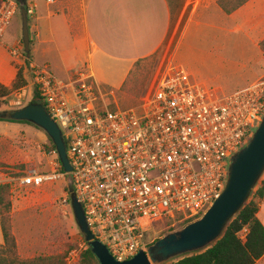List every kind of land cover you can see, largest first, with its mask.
Instances as JSON below:
<instances>
[{"label":"built area","instance_id":"2783aa9c","mask_svg":"<svg viewBox=\"0 0 264 264\" xmlns=\"http://www.w3.org/2000/svg\"><path fill=\"white\" fill-rule=\"evenodd\" d=\"M19 6L0 3V46ZM12 53L25 58L19 48ZM29 83L14 92L17 103L38 93L63 131L73 170L51 161L49 171H29L20 183L39 187L70 176L90 230L118 261L147 251L157 222L203 215L223 187L228 156L264 113V77L220 91L167 53L140 103L127 109L109 106L113 91L85 66L61 78L47 63L33 65ZM78 258L73 249L67 262Z\"/></svg>","mask_w":264,"mask_h":264},{"label":"crops","instance_id":"0c3cea01","mask_svg":"<svg viewBox=\"0 0 264 264\" xmlns=\"http://www.w3.org/2000/svg\"><path fill=\"white\" fill-rule=\"evenodd\" d=\"M26 2L34 9L29 15L33 65L47 63L65 78L84 65L96 81L106 85L107 79L103 74L98 78L95 71L96 59L121 68L125 81L139 59L162 47L172 22L169 0H84L80 31L75 33L70 15L62 11L64 0ZM182 20L184 28L177 46L184 44L194 52L186 64L195 80L220 91H232L264 77V0H248L231 13H226L219 0H185L179 23ZM17 27L14 40L6 38L9 27L0 46V82L5 86L16 78V65L25 61L15 60L12 53ZM66 27L73 38L69 50L62 45ZM72 58L75 63H71Z\"/></svg>","mask_w":264,"mask_h":264},{"label":"rangeland","instance_id":"374dc122","mask_svg":"<svg viewBox=\"0 0 264 264\" xmlns=\"http://www.w3.org/2000/svg\"><path fill=\"white\" fill-rule=\"evenodd\" d=\"M64 3L61 7L62 11L70 15L75 27V33L79 32L84 0H64ZM184 5L185 0L172 1V6L175 9V17L171 22L169 34L161 47L160 54L164 55L167 53L168 56H174L176 62L182 65L185 64L184 66L188 69L186 60L190 59L194 52L188 51L184 44L179 47L177 46L178 39L182 35L184 28V20L179 23L180 14ZM16 24H18V27ZM16 27L18 37L17 42L12 47L19 48L25 53L22 41L20 6L17 16L10 25V30L6 35L7 40L10 42L14 40L13 36ZM65 33L66 37L62 41V45L65 49L69 50L73 38L69 37L67 27ZM196 44H201V41ZM197 55H200V53H197ZM75 62L76 59L72 58L71 63ZM81 62H85V59L82 58ZM16 66L19 68L21 64L18 63ZM94 68L98 78L103 74L107 79L106 82L108 85L112 86L110 89L105 86L106 84L99 83L102 82L100 79L97 81L102 87L113 91V94H109L106 98V102L109 103L112 109H127L135 106H129L131 105L129 97L126 96L123 98L117 94V91L124 82V75L121 68L102 64L98 59H96ZM154 72L155 70L151 74L142 96L147 90ZM57 76L65 78L63 75L57 74ZM29 80L30 75L27 78V85L22 88L31 89ZM132 81H134V78ZM13 82L8 87H11ZM0 84L2 83L0 82ZM14 92L12 90L9 94L0 96V111L21 108L27 105L33 98L28 94L22 98L21 103H17L18 100L14 97ZM256 129V127L253 128V131ZM50 149L51 143L49 137L39 127L27 123L0 121V184H8L10 186L13 231L17 241L18 253L23 258L65 252L69 254L73 249H77L80 256V252L86 247L84 235L76 223L72 204L69 200L67 188L70 184V176L58 179L53 183H46L39 187L22 186L20 183L21 176L27 174L29 171H49L51 169L49 164L51 161L59 162L58 153ZM260 208H262L260 218L264 221V199L261 202ZM166 222L167 220H162L153 226L149 240L154 241L157 237H162L170 233V227L172 225H178L177 222L172 223V225H167ZM246 232V229L241 232L242 238L245 237ZM2 243L3 234L0 224V244ZM76 262H67V264H76ZM257 264H264V257Z\"/></svg>","mask_w":264,"mask_h":264},{"label":"water","instance_id":"95a60500","mask_svg":"<svg viewBox=\"0 0 264 264\" xmlns=\"http://www.w3.org/2000/svg\"><path fill=\"white\" fill-rule=\"evenodd\" d=\"M17 1L21 4L24 50L27 55H31L26 0ZM0 117L29 121L42 128L56 145L64 171L70 173L73 170L63 131L42 103L31 102L21 108L3 110L0 111ZM256 128L248 139L228 156L223 187L203 215L182 228L160 237L149 245L147 251H140L130 259L116 260L108 247L95 238L89 228L83 205L74 196L71 204L76 223L100 264H172L215 245L223 237L230 222L252 199L254 191L264 178V113Z\"/></svg>","mask_w":264,"mask_h":264},{"label":"trees","instance_id":"16d2710c","mask_svg":"<svg viewBox=\"0 0 264 264\" xmlns=\"http://www.w3.org/2000/svg\"><path fill=\"white\" fill-rule=\"evenodd\" d=\"M169 1L172 9L171 20L173 21L175 17V9L172 6L173 0ZM247 1L248 0H219V4L224 8L226 13H231ZM25 7L27 10L29 9L26 1ZM261 49L264 52V40L261 42ZM160 50L161 47L153 54L139 59L134 64L121 88L117 91V94L123 98L126 96L130 98L129 102L131 105L129 106L140 103L143 90L162 57ZM32 60V55H27L25 52L24 64L19 66L12 86L8 87L0 84V96L9 94L12 90L17 91L27 85V78L30 75L33 66ZM142 63H144V65H142ZM133 78L134 81H132ZM105 86L110 89L112 88L109 85ZM31 102L44 104L37 92H35L33 99L29 103ZM0 121L27 123L36 126L25 120L3 119L0 117ZM48 137L51 143L50 150L57 153L56 145L49 135ZM58 160L63 167L59 158ZM67 191L69 194V200L72 203V199L76 194L71 180ZM263 199L264 178L254 191L252 199L247 202L245 207L230 222L223 237L218 240L215 245L203 252L183 257L172 264H256L264 257V223L258 216ZM11 210L12 200L10 197V186L8 184H0V224L3 234V243L0 244V264H67L66 258L68 252L51 255H38L31 258L21 257L18 253L17 241L13 231ZM200 216L201 215L196 218L181 220L179 223L183 214L176 215L175 218L167 220L166 222L167 225H172L174 222L178 223V225H172L169 232L182 228L186 224L198 219ZM244 229H246L247 232L245 237L242 238L241 232ZM160 237L161 236L157 237L154 242ZM85 243L86 247L80 252L79 260L76 264H100L86 240Z\"/></svg>","mask_w":264,"mask_h":264}]
</instances>
